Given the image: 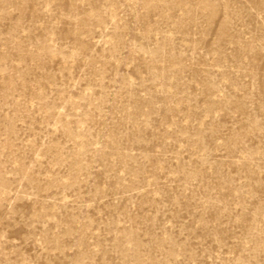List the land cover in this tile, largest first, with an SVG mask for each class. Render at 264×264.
<instances>
[{"label": "rangeland", "instance_id": "obj_1", "mask_svg": "<svg viewBox=\"0 0 264 264\" xmlns=\"http://www.w3.org/2000/svg\"><path fill=\"white\" fill-rule=\"evenodd\" d=\"M0 264H264V0H0Z\"/></svg>", "mask_w": 264, "mask_h": 264}]
</instances>
